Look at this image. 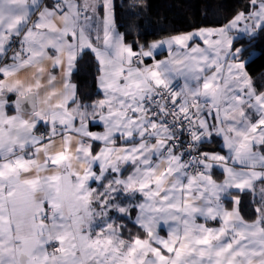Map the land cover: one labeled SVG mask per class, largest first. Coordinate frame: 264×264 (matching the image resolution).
Instances as JSON below:
<instances>
[{"label": "snow or ice", "instance_id": "1", "mask_svg": "<svg viewBox=\"0 0 264 264\" xmlns=\"http://www.w3.org/2000/svg\"><path fill=\"white\" fill-rule=\"evenodd\" d=\"M146 8L0 0V264H264V0Z\"/></svg>", "mask_w": 264, "mask_h": 264}, {"label": "trees", "instance_id": "2", "mask_svg": "<svg viewBox=\"0 0 264 264\" xmlns=\"http://www.w3.org/2000/svg\"><path fill=\"white\" fill-rule=\"evenodd\" d=\"M147 8L140 18L131 17L123 21L124 25L137 26V31L144 29L138 27L142 21L159 32L165 29L188 31L200 26H214L222 23L229 17L235 8L239 7L240 0H146ZM121 27V31H124ZM135 33L129 35L131 40ZM155 38V37H152ZM250 73L255 77L264 74V57L257 58L249 67ZM86 85L92 81L83 77ZM85 90H88L85 87Z\"/></svg>", "mask_w": 264, "mask_h": 264}]
</instances>
